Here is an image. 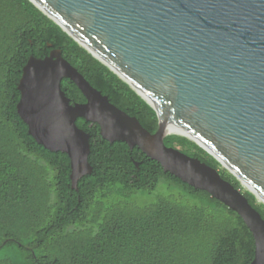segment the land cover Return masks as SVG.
<instances>
[{
  "label": "water",
  "instance_id": "95a60500",
  "mask_svg": "<svg viewBox=\"0 0 264 264\" xmlns=\"http://www.w3.org/2000/svg\"><path fill=\"white\" fill-rule=\"evenodd\" d=\"M28 1L157 118L151 134L92 88L58 49L29 57L16 112L38 145L68 157L71 189L92 171L89 135L75 124L81 118L96 124L103 140L136 147L163 173L234 212L253 239L250 264H264V220L243 193L216 169L163 143L167 134L192 142L264 206V0ZM62 79L76 86L83 103H70Z\"/></svg>",
  "mask_w": 264,
  "mask_h": 264
},
{
  "label": "trees",
  "instance_id": "16d2710c",
  "mask_svg": "<svg viewBox=\"0 0 264 264\" xmlns=\"http://www.w3.org/2000/svg\"><path fill=\"white\" fill-rule=\"evenodd\" d=\"M54 49L110 104L157 129L154 111L28 0H0V264H250L253 239L234 212L81 118L92 171L71 189L68 157L38 145L16 112L23 66ZM60 88L84 102L68 79ZM163 143L216 169L264 220V206L203 150L175 135ZM159 186L169 195L140 203Z\"/></svg>",
  "mask_w": 264,
  "mask_h": 264
},
{
  "label": "rangeland",
  "instance_id": "374dc122",
  "mask_svg": "<svg viewBox=\"0 0 264 264\" xmlns=\"http://www.w3.org/2000/svg\"><path fill=\"white\" fill-rule=\"evenodd\" d=\"M167 136H170V135H167ZM219 169L220 170H224L222 167L219 166ZM225 171V170H224ZM242 191H246L245 188H241ZM158 194H163L165 196H168L169 195V191H168V188L166 186H159L156 191H154L153 193L149 194V195H146L145 197H138V199L140 200V203H146V205L148 204H151L153 202L156 201V198L158 196ZM172 194L173 195H177V191L176 190H173L172 191Z\"/></svg>",
  "mask_w": 264,
  "mask_h": 264
},
{
  "label": "bare ground",
  "instance_id": "6f19581e",
  "mask_svg": "<svg viewBox=\"0 0 264 264\" xmlns=\"http://www.w3.org/2000/svg\"><path fill=\"white\" fill-rule=\"evenodd\" d=\"M166 134V133H165ZM167 135H170V134H167ZM244 187V186H243ZM245 188V187H244ZM246 189V188H245ZM258 199V198H257ZM259 203H261V201L258 199Z\"/></svg>",
  "mask_w": 264,
  "mask_h": 264
}]
</instances>
